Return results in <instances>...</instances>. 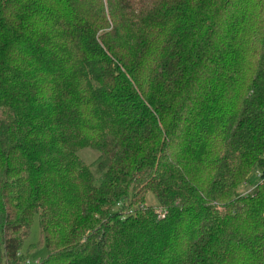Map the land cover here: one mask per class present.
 <instances>
[{
    "label": "trees",
    "instance_id": "16d2710c",
    "mask_svg": "<svg viewBox=\"0 0 264 264\" xmlns=\"http://www.w3.org/2000/svg\"><path fill=\"white\" fill-rule=\"evenodd\" d=\"M37 216L39 264H264V0H0V264Z\"/></svg>",
    "mask_w": 264,
    "mask_h": 264
},
{
    "label": "rangeland",
    "instance_id": "374dc122",
    "mask_svg": "<svg viewBox=\"0 0 264 264\" xmlns=\"http://www.w3.org/2000/svg\"><path fill=\"white\" fill-rule=\"evenodd\" d=\"M81 159L87 164H93L97 158L99 157V152L92 150V149H85L80 152ZM258 183V179L253 176L251 180V184L254 186ZM250 185L243 188V192L247 193L250 191ZM147 205L150 206H158V202L152 195H149L147 198ZM41 229L39 224L38 216L34 219L32 231L30 238L26 241V244L23 248V255L25 256L24 259L28 257V262L30 264H39L40 262L44 261L48 258L50 252L48 249L43 246L41 243ZM27 256V257H26ZM23 259V260H24Z\"/></svg>",
    "mask_w": 264,
    "mask_h": 264
},
{
    "label": "built area",
    "instance_id": "2783aa9c",
    "mask_svg": "<svg viewBox=\"0 0 264 264\" xmlns=\"http://www.w3.org/2000/svg\"><path fill=\"white\" fill-rule=\"evenodd\" d=\"M254 176L258 179V183L256 185H252L251 183L248 184L247 186L250 185V191H248L247 193L245 192V194H252L258 187L259 183H260V180H261V177H262V172L261 170H257L255 173H254ZM155 212L156 214L158 215V217L160 219H164L167 215H168V211L166 209H163V208H160V207H156L155 208ZM134 213V210H130V211H127V215H130V214H133Z\"/></svg>",
    "mask_w": 264,
    "mask_h": 264
},
{
    "label": "bare ground",
    "instance_id": "6f19581e",
    "mask_svg": "<svg viewBox=\"0 0 264 264\" xmlns=\"http://www.w3.org/2000/svg\"><path fill=\"white\" fill-rule=\"evenodd\" d=\"M28 264H30V263H28Z\"/></svg>",
    "mask_w": 264,
    "mask_h": 264
}]
</instances>
